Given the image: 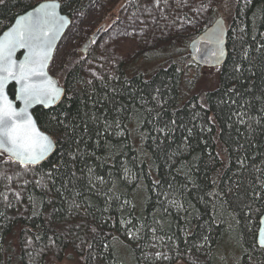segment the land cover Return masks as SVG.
Wrapping results in <instances>:
<instances>
[{"label":"trees","instance_id":"obj_1","mask_svg":"<svg viewBox=\"0 0 264 264\" xmlns=\"http://www.w3.org/2000/svg\"><path fill=\"white\" fill-rule=\"evenodd\" d=\"M42 1L2 0L0 34ZM60 1L74 19L98 0ZM152 1L121 0L141 31L125 47L91 39L58 75L54 58L65 98L34 115L55 154L0 157V264H264V0H186L162 20ZM100 12L94 29L121 20ZM221 15L229 55L200 93L189 44Z\"/></svg>","mask_w":264,"mask_h":264},{"label":"snow or ice","instance_id":"obj_2","mask_svg":"<svg viewBox=\"0 0 264 264\" xmlns=\"http://www.w3.org/2000/svg\"><path fill=\"white\" fill-rule=\"evenodd\" d=\"M40 7L44 10L42 14L35 17L30 14L26 23L6 33L5 38L0 40V148L21 158L22 163L37 161L52 146L50 139L36 128L35 122L26 114L27 105L41 97L51 101L60 93L44 69L55 32L62 27L64 18L57 16V4ZM17 47H27L30 53L19 65L12 60ZM9 79L21 84L20 98L26 105L22 112L16 111L4 95Z\"/></svg>","mask_w":264,"mask_h":264},{"label":"water","instance_id":"obj_3","mask_svg":"<svg viewBox=\"0 0 264 264\" xmlns=\"http://www.w3.org/2000/svg\"><path fill=\"white\" fill-rule=\"evenodd\" d=\"M53 3L58 5V7L55 9L57 16L63 17L64 19L62 21V27H60L59 30L55 32L54 39L52 40L51 43V50L49 52L47 66L45 67L44 71L47 72L48 77L53 81L55 87L60 90L59 95L53 98L51 101L41 97L40 100L30 102L26 108L24 100L20 98L21 84L19 82L13 79H9L7 80L4 87V95L7 101H10L12 107L18 112H22L26 108V114L30 116L32 120L35 122L36 128L50 139L52 145L49 148V150L37 161L35 162L24 161L23 163L21 162V158H18L17 156L13 155V153L7 151L5 148H0V157L11 159L12 161L19 163L22 166H39L45 163L48 159H50L57 150V143L55 139L39 126V123L34 115V111L37 108H43L46 110L55 108L65 98L66 95L65 88L60 84L58 78L50 72V67L54 60L56 51L60 43L62 42L63 38L65 37L69 28L72 25V17L69 14L63 12V6L60 0H44L39 4H37L36 6H34L33 8L19 14L15 18L12 25L0 34V40L4 39L6 33H10L20 25L26 23L27 18L29 17L30 14L32 17H35L38 14H42L44 10L41 9L40 7L41 5L53 4ZM37 10H39V12ZM21 18H25V19H21ZM102 29L103 27L98 29L97 32L92 36V40L94 42L97 41V38L100 36L102 32ZM228 38H229V28L227 26V22L224 16L221 15L217 19H215V21L205 31H203L200 35H198L190 42L189 50L192 60L197 65H200L204 68L222 67L229 55ZM29 54H30L29 48L17 47L12 54V60L15 61L17 65H19L25 61L26 57H28ZM12 86L15 87L14 95L10 93V88ZM257 241L259 247L264 249V212L260 218V227L258 231Z\"/></svg>","mask_w":264,"mask_h":264},{"label":"rangeland","instance_id":"obj_4","mask_svg":"<svg viewBox=\"0 0 264 264\" xmlns=\"http://www.w3.org/2000/svg\"><path fill=\"white\" fill-rule=\"evenodd\" d=\"M98 0L90 3L86 9L82 12H79L75 15L73 19V24L69 28L67 34L60 43L56 54L53 69L58 75L60 71V66L66 61V59L76 50H85L86 52L90 51L91 46H87L90 37L96 32L94 29L96 24L99 22L101 15V10L103 8L111 7L112 14L116 15V20L121 16V20L116 23H110L109 19L105 20L106 25L105 30L102 35L97 39L98 47L113 49L116 47L123 48L126 46L129 40L133 37H140L141 31H137L135 28H129L127 26L129 20L133 13L132 6L122 7L121 0ZM186 0H153L149 7L147 8L148 12L153 13L158 20L167 19L168 16V6H173V8H184ZM108 4V5H107ZM225 18V17H224ZM227 19V20H226ZM227 24L229 23V18H226ZM108 22V23H107ZM100 25V24H99ZM102 25V24H101ZM183 26L179 31L180 34L190 29V20L183 22ZM229 26V24H228ZM230 28V26H229ZM179 34V35H180ZM132 37V38H131ZM96 49V48H95ZM97 50V49H96ZM92 71V70H91ZM199 74L196 75L197 79L194 85L196 91L203 93L209 89H214L218 85L219 80V68H204L199 69ZM196 72L193 70L191 75ZM95 74L94 71H92ZM61 264H74V261H64ZM185 264V263H178Z\"/></svg>","mask_w":264,"mask_h":264}]
</instances>
